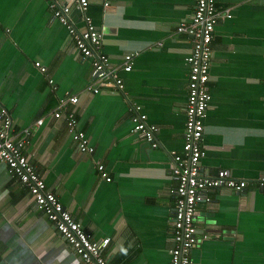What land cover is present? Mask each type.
I'll return each mask as SVG.
<instances>
[{
  "label": "crops",
  "instance_id": "obj_1",
  "mask_svg": "<svg viewBox=\"0 0 264 264\" xmlns=\"http://www.w3.org/2000/svg\"><path fill=\"white\" fill-rule=\"evenodd\" d=\"M68 1L0 0V109L11 113L13 132L30 128L25 152L49 190L93 241L109 239L110 264H168L177 184L171 165L183 152L186 60L193 48L177 27L191 21L197 0H88L85 13L72 7L78 29L86 28L87 17L103 32V52L114 66L140 52L132 72H121L128 96L88 89L91 60L51 9ZM217 7L231 17L215 29L201 169L212 177L229 170L248 186L241 193H206L212 202L197 208L191 260L264 264V190L258 183L264 175V0H218ZM74 96L79 103L69 104L68 112L93 154L81 153L66 118L54 116L61 101ZM135 102L157 127L156 146L132 132ZM0 264H84L1 161Z\"/></svg>",
  "mask_w": 264,
  "mask_h": 264
},
{
  "label": "built area",
  "instance_id": "obj_2",
  "mask_svg": "<svg viewBox=\"0 0 264 264\" xmlns=\"http://www.w3.org/2000/svg\"><path fill=\"white\" fill-rule=\"evenodd\" d=\"M218 0H197L195 12L190 22L180 24L177 31L189 36L192 40V51L187 58L190 66L188 83V103L186 106V125L184 132L183 152L174 156L171 165L172 177L177 181L172 193L175 198L173 231L174 249L168 264H192L191 252L198 244L196 215L201 202H212L206 193L211 189L225 188L238 193L246 190L248 183L234 178L229 170H220L216 176H207L202 172L201 160L204 157L202 140L205 130V120L212 100L209 89L210 68L213 53L215 29L222 18H230L228 11H219ZM73 6L83 13L89 7L88 0H70L64 5L52 4L54 18L67 28L76 49L84 58L90 59L93 68L91 83L88 89L93 94H99L102 89H114L125 96L124 78L121 72H132L135 60L140 52L124 56L120 65L114 66L108 55L103 52V32L86 20V28L78 29L71 21ZM36 67L42 74L47 68L40 62ZM52 83V81L50 80ZM79 103L77 96L63 99L54 113L56 118L65 117L73 141L83 154H93L95 147L91 145L88 136L78 129V120L74 112H68L69 104ZM133 133L142 134L148 142H155L157 127L148 123V117L143 114L141 106L135 102L131 106ZM43 119L37 122L42 125ZM30 128L21 134L13 132V118L6 108L0 109V161L4 163L12 175L27 186L35 206L43 212L55 230L72 248L84 264H110L105 257L109 239L99 242L92 240L81 222L66 209L58 195L49 190L45 179L38 172L30 157L25 152ZM99 170L107 181L111 178L104 172L103 165ZM259 186L264 190V175L259 178Z\"/></svg>",
  "mask_w": 264,
  "mask_h": 264
}]
</instances>
